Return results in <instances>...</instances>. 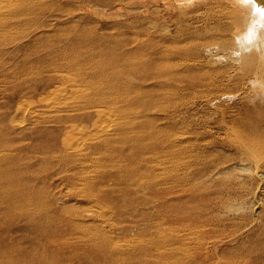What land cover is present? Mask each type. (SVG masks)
I'll list each match as a JSON object with an SVG mask.
<instances>
[{
  "label": "rangeland",
  "instance_id": "rangeland-1",
  "mask_svg": "<svg viewBox=\"0 0 264 264\" xmlns=\"http://www.w3.org/2000/svg\"><path fill=\"white\" fill-rule=\"evenodd\" d=\"M0 1V264H175L164 240L182 231L206 255L193 264H264L256 72L219 65L213 90L157 97L153 80L115 72L181 40L179 5ZM103 230L111 246L95 251Z\"/></svg>",
  "mask_w": 264,
  "mask_h": 264
},
{
  "label": "bare ground",
  "instance_id": "bare-ground-1",
  "mask_svg": "<svg viewBox=\"0 0 264 264\" xmlns=\"http://www.w3.org/2000/svg\"><path fill=\"white\" fill-rule=\"evenodd\" d=\"M164 1L165 4L168 5L169 7H172L175 4L179 5L177 6V8H178V19L181 26V30H180L181 40L180 41L176 40V42L172 41L168 46L167 45L163 46V48L161 46L155 45L154 47H152V50L150 51V55L148 56L146 54L140 53L141 55L138 60L136 58L129 60L128 62H126L124 67H122L123 70L121 69L115 72L118 73L117 74L118 77L120 72L129 73L130 71H132L135 72L136 74L140 73V77H142L141 80L144 79L145 81L146 79H151L154 81L155 84L152 86L153 87L152 89L157 87L156 89L158 91L156 93L158 92L159 93L156 96L159 97L162 94L165 95L164 92L166 90L167 92L174 89L178 90L179 92L190 91V90L198 91L201 88H202L201 90H213L212 86L216 85L214 81L215 77L213 76L218 74L217 73L218 71H216V69H219L218 66L222 65V67L226 69L227 68L233 69L234 67L235 70H241L243 72L245 71L256 72L255 78L249 81L251 83V87L252 88L259 87L258 89L260 90V92L264 90V82L263 85L261 84L262 81L264 80L262 78L264 76L262 75V70L264 66V16H262L258 11H256L257 7L261 6V4H264V0H261V4L247 3L246 0H164ZM0 5H2V3ZM202 23L205 24L203 28L200 27ZM190 28L191 30H189ZM202 55L204 56L208 55L207 61H203L200 59ZM260 74L262 75V77L260 76ZM247 76L249 77V74ZM143 85L144 84L141 83L138 86V89L139 88L141 89ZM260 85H262L263 87H261ZM171 86L172 88L170 89ZM116 89H117L116 96L117 95L123 96V94L126 93L125 90L123 92L122 90H120L121 88L119 87L118 84L116 85ZM118 89L120 90V92H118ZM217 93H215L214 95L216 96ZM257 93H259V91ZM263 94L264 92L262 91V95ZM154 96L152 97L150 96L151 97L150 100H153ZM136 97L134 96L131 99H125L124 97L122 98L125 103H128L130 105L133 104L134 101H136L135 100ZM262 98L264 99V97ZM206 100L208 103H210L212 99L206 98ZM245 101L247 100H244V103H248ZM123 135L125 136L127 134L123 133ZM107 140H108L107 138H104L101 141V144L104 147L107 146L108 144ZM168 141L170 140L168 139ZM240 144L244 146L247 143L243 144L242 142ZM166 145H167L165 146L166 155H170L173 157L174 153L176 152L171 151L173 147L172 141H170ZM248 149L249 151L251 150L250 148ZM251 151H254L253 148ZM242 152L243 150L241 151V153ZM254 154H255L254 158L256 159L257 158L256 153ZM253 156H251L252 158L251 157L250 158L253 159ZM258 160L259 159H257V162H259ZM258 166L256 167L258 168ZM105 177L106 176H103L102 174H97L96 176H94V179L96 178L98 181V190L102 188H108L107 185L102 182V180H104ZM86 180L87 179L84 178V181ZM82 185L84 186L85 184L82 183ZM237 208H239V206ZM172 213L166 214L167 217L166 219H169ZM189 224H191V222ZM103 231L97 232L96 237L102 240L100 243H98L99 245L91 244V247L95 251L97 249L100 250L101 252L104 251L105 249H108V247L111 246L112 239L108 236L106 231L104 232ZM168 234L171 235L169 237L170 243L164 240V244H165L164 246L169 249V252L175 250L174 255H176V253L179 254L176 256L177 260L175 261V264H193L194 260H200V259L204 262V260L206 259V255H204L205 258L201 256L202 254H204L200 251V248L202 246L198 249V247H196L195 245L190 246L188 242L183 243V241L186 239L185 237L187 233L183 231L182 233L180 232L179 234L176 233L175 234L176 238L173 237V234L171 233ZM171 244H177V245L176 247L174 246L173 248V247H169ZM213 245L211 247H213ZM101 247H103V250Z\"/></svg>",
  "mask_w": 264,
  "mask_h": 264
},
{
  "label": "snow or ice",
  "instance_id": "snow-or-ice-1",
  "mask_svg": "<svg viewBox=\"0 0 264 264\" xmlns=\"http://www.w3.org/2000/svg\"><path fill=\"white\" fill-rule=\"evenodd\" d=\"M246 2L261 4V0H246ZM256 11H258L262 16H264V4H261V6L257 7Z\"/></svg>",
  "mask_w": 264,
  "mask_h": 264
}]
</instances>
